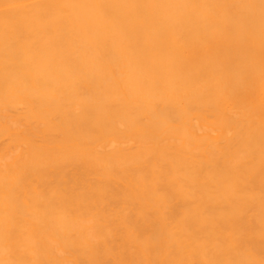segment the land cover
I'll return each mask as SVG.
<instances>
[{"label":"bare ground","instance_id":"6f19581e","mask_svg":"<svg viewBox=\"0 0 264 264\" xmlns=\"http://www.w3.org/2000/svg\"><path fill=\"white\" fill-rule=\"evenodd\" d=\"M0 264H264V0H0Z\"/></svg>","mask_w":264,"mask_h":264}]
</instances>
